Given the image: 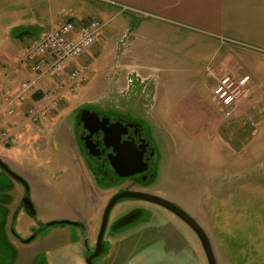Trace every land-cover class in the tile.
I'll return each instance as SVG.
<instances>
[{
	"label": "rangeland",
	"instance_id": "374dc122",
	"mask_svg": "<svg viewBox=\"0 0 264 264\" xmlns=\"http://www.w3.org/2000/svg\"><path fill=\"white\" fill-rule=\"evenodd\" d=\"M46 6L44 0H0V79L12 81L8 88L0 86V102L32 78L21 61L25 43L48 29ZM111 25L122 28L117 21ZM111 25L104 23L98 39ZM124 34L114 37L111 46L98 48V60L84 53L71 61L74 65L68 64L63 74L49 79L55 83L40 82L31 99L1 117L0 134L11 135L13 141L0 142V160L28 182L38 209L35 220L25 219L21 228L16 223L14 230L25 238L37 228L38 218L45 222L48 217H60L49 222L69 220L81 226L54 225L39 232L31 247L21 246L8 238L13 228L0 207V264H85L91 251L86 248L93 247L103 211L120 187L100 188L102 182L88 172L72 143L73 114L89 102L144 121L161 152L157 186L145 189L193 218L218 264H264V77L254 76L252 83L242 76L243 95L234 107L221 110L212 101L215 80L206 70L213 67L216 76L238 78L243 63L254 62L245 52L224 41L190 35L184 43H189L190 60L158 61L161 52L139 58L132 51H120L128 37ZM121 57L127 63L119 64ZM81 58L83 62L75 64ZM79 67L86 68L83 80L67 90L65 77ZM185 96L198 98L183 101V107L191 104L190 112L167 114L180 101L177 98ZM50 103L55 104L48 115L36 123L28 121L26 107ZM207 117L216 129L223 127L222 141L216 133L204 136L196 129ZM45 188L53 189V198L42 205L39 193ZM241 189L250 195L242 196ZM21 194V186L0 170V206L10 201L16 206ZM102 245L104 252L93 264H207L196 235L165 209L145 202L114 205ZM19 247H30L29 261L21 263Z\"/></svg>",
	"mask_w": 264,
	"mask_h": 264
},
{
	"label": "crops",
	"instance_id": "0c3cea01",
	"mask_svg": "<svg viewBox=\"0 0 264 264\" xmlns=\"http://www.w3.org/2000/svg\"><path fill=\"white\" fill-rule=\"evenodd\" d=\"M107 1L134 9L143 14H133L128 11L121 12L117 6L109 5L100 0H44L45 5H47L46 7H48L47 17L50 23L48 28L55 27L68 20L79 22L87 17L94 18L100 23H107L109 26L113 21H117V25L122 26V28L126 27L125 29H119L117 26L111 25V30L104 33L102 39H98L97 37L95 45L85 52L87 57L93 56L96 60H98L99 57L95 55V51L100 47L106 48L111 46L114 43L113 38L119 33H127L126 35H128L127 39L121 42L122 44H120L119 47L120 51H132L139 58H150L153 54L161 52L160 56L156 55L158 61H170L174 59L183 61L190 60L189 51H191V49L189 43L186 45L184 44L185 39L188 42L190 41V35H197L204 39L224 41L227 45L230 44L242 50V52L248 55V59L254 61L245 64L241 61L244 68L238 78H242V76L250 77L252 83H256L253 82L254 76L264 77V0ZM67 14H69V16L65 18L64 16ZM61 16L62 18L64 17L63 20H59ZM38 31L36 29L35 34H37ZM125 34L124 36H126ZM155 51H157V53H154ZM125 60L127 61V59ZM125 60H122L121 57L118 60L119 64L123 65L127 63ZM81 62H83V58L78 59L75 64ZM70 64L71 66L74 65L72 62H70L69 65ZM124 66L128 65L126 64ZM139 66L152 67L151 64H139ZM0 81V86L7 87L12 84V81H7L5 77L1 78ZM44 83L49 84L55 82L48 80L42 82V84ZM186 98V96L185 98H177L180 101L173 104L174 108H168L169 113L167 112V114H172L174 111L173 113L175 116H184L186 113L190 112L191 104H189L188 108L185 106L183 107V101L186 100ZM187 99L190 101L192 99L197 100L198 98L188 97ZM175 105H177L178 108ZM192 105L193 108H195V105ZM176 108L181 109V111L178 112ZM197 113L198 115L204 116L200 110H198ZM192 125L194 126V124ZM215 126L216 124L207 117L200 121L195 127L196 129L204 131V136H208L209 133H216L215 135L222 141L223 127L216 129ZM52 190L53 189L45 188L39 193V196L41 195L40 201L42 205L52 201ZM238 192H241L242 196L250 195L246 189H241V191ZM245 192L246 194H243ZM10 194L12 198L15 199L14 192L11 191ZM13 203L10 201L0 206L4 211L6 209L7 214L5 218L7 225L10 223V209L14 206ZM231 208L233 207L231 206ZM231 210H233L234 213L238 211L236 209ZM51 219H60V217H48L45 221ZM262 224L264 228V219ZM263 231L264 230H262V232ZM54 233V231L50 233L51 238ZM8 238L12 239L9 233ZM31 245L32 244L29 246L31 247ZM29 248L25 249L24 247H19L21 252V263L31 259V257L27 255ZM215 261L216 264H218L217 259H215Z\"/></svg>",
	"mask_w": 264,
	"mask_h": 264
},
{
	"label": "flooded vegetation",
	"instance_id": "af4514ba",
	"mask_svg": "<svg viewBox=\"0 0 264 264\" xmlns=\"http://www.w3.org/2000/svg\"><path fill=\"white\" fill-rule=\"evenodd\" d=\"M143 122V120L133 118L127 113L122 114L117 111L105 109L96 102H89L78 107L73 114L71 140L88 172H91L99 182H102L100 188L113 185L120 186L110 197L109 201L114 195L122 191L141 192L155 196V192H150L145 188L149 187L151 189L157 186L160 173L161 152L158 144L153 140L152 134L147 133ZM133 170H138L139 172L127 177L119 175L120 173ZM21 178L28 185V199L33 207L25 206L27 201H24L22 206L25 191L22 185L19 184L22 188V194L17 205H14L10 209V223L8 227L10 228L12 226L13 228L12 234L11 232L9 234L14 241H17L21 246H29L35 243L39 232L49 228L46 227L50 223L49 221L55 219L40 222L38 218L35 221L37 228L31 229L32 233L25 238L20 237L14 230L16 223L21 228V226H24L25 219L35 220L38 217L37 206L31 199L30 186L23 177ZM123 184H126L125 187H121ZM120 201L144 202L140 200ZM20 214L24 218H21ZM66 221L71 223L70 226L80 225L78 222ZM94 248L95 243L91 249L86 248V252L91 250L87 257L93 253Z\"/></svg>",
	"mask_w": 264,
	"mask_h": 264
},
{
	"label": "built area",
	"instance_id": "2783aa9c",
	"mask_svg": "<svg viewBox=\"0 0 264 264\" xmlns=\"http://www.w3.org/2000/svg\"><path fill=\"white\" fill-rule=\"evenodd\" d=\"M112 6H117L120 11H128L133 14H143L134 9L118 5L107 0H100ZM104 23L93 18H85L81 21L68 20L64 23L42 30L37 36H33L25 43L22 62L27 67L32 78L23 82L17 91L7 92L0 102V119L3 115H11L19 105H22L38 89L42 81L54 79L63 74L69 62L79 58L95 44ZM84 67L73 69L65 77V88L75 89L83 80ZM207 75L214 78L212 89V101L221 110H229L234 107L243 95L244 81L231 75L216 76L213 67L208 68ZM37 86V87H36ZM59 89H64L59 87ZM55 104V103H54ZM53 103L39 108L35 105L26 107L25 114L30 122H38L48 115L54 108ZM11 135L0 134V142L11 143Z\"/></svg>",
	"mask_w": 264,
	"mask_h": 264
},
{
	"label": "water",
	"instance_id": "95a60500",
	"mask_svg": "<svg viewBox=\"0 0 264 264\" xmlns=\"http://www.w3.org/2000/svg\"><path fill=\"white\" fill-rule=\"evenodd\" d=\"M82 115H84V114H82ZM0 170L2 172H4L8 177H10L12 180H14L18 184L22 185V187L24 188V191H25V196H24V199L22 201V206H23L24 201H27L25 206H30L32 208L33 206L28 199V191L29 190H28L27 183L19 175H17L15 172H13L1 160H0ZM137 172H139V171L133 170V171L125 172V173H120L119 175L122 177H127V176L133 175ZM120 200H140V201H144V202H147V203H150V204H153V205H156L160 208L165 209L166 211H168L169 213L174 215L176 218H178L182 223H184L196 235V237L200 243L201 249L204 253L207 264H216L210 242H209L206 234L204 233V231L193 220V218H191L179 206H177L176 204H174L172 202L166 201V200L159 198V197H156L154 195L145 194V193H141V192H134V191H122V192L114 195L112 197V199L107 203V205L103 211L102 217H101L100 227H99L98 234H97L96 240H95L94 251L90 256H88L85 259L86 264H93L92 263L93 260L95 258L99 257L101 255V253L103 252L104 248L102 245V239H103V235H104V232L106 229L108 217H109L110 211L112 210L114 205ZM70 224L71 223H69L66 220H58V221L48 223L46 225V227H51L54 225H70Z\"/></svg>",
	"mask_w": 264,
	"mask_h": 264
},
{
	"label": "trees",
	"instance_id": "16d2710c",
	"mask_svg": "<svg viewBox=\"0 0 264 264\" xmlns=\"http://www.w3.org/2000/svg\"><path fill=\"white\" fill-rule=\"evenodd\" d=\"M34 99H35V97H34Z\"/></svg>",
	"mask_w": 264,
	"mask_h": 264
}]
</instances>
